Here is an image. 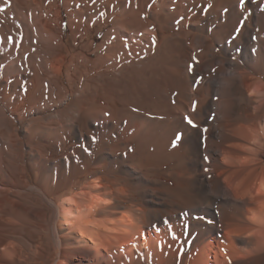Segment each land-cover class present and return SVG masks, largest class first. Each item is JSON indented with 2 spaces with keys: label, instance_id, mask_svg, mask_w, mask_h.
<instances>
[{
  "label": "bare ground",
  "instance_id": "obj_1",
  "mask_svg": "<svg viewBox=\"0 0 264 264\" xmlns=\"http://www.w3.org/2000/svg\"><path fill=\"white\" fill-rule=\"evenodd\" d=\"M27 1L0 0V264H206L195 253L211 246L220 248L213 264H264V0H245L243 12L240 0H33L30 22L16 21L29 43L19 51L2 9ZM61 6L76 14L79 39L109 28L67 57ZM123 74L145 108L111 100L104 84ZM41 82L61 90L60 103L76 92L64 118L49 115L52 126L41 122L48 115L24 122L27 109L43 111ZM166 120L180 147L157 161L129 150ZM36 155L59 171L53 185L67 170L88 176L107 165L124 166L108 183L126 178L106 201L99 182L94 194L66 190L56 208L49 195L59 192L28 178Z\"/></svg>",
  "mask_w": 264,
  "mask_h": 264
},
{
  "label": "rangeland",
  "instance_id": "obj_2",
  "mask_svg": "<svg viewBox=\"0 0 264 264\" xmlns=\"http://www.w3.org/2000/svg\"><path fill=\"white\" fill-rule=\"evenodd\" d=\"M38 2H40V0ZM27 4L28 5L25 4L22 8H17L16 11L15 10L13 11L9 7V5L6 3V4H3L4 7L2 9L5 12L7 11L8 18L9 19L11 18L9 23L12 24V26H13L12 29H13V32L15 33L14 37H11V42H12L11 44L14 45L15 47H17L19 51L23 50V49L25 50L27 47H29V43H27V40L26 39L23 40L24 39V33H22V32H24V30L22 29L23 26H19V22H16L18 19H20L24 23L30 22V16H29L30 7H31V5L32 6L34 5V2H33V0H28ZM57 10H58V18H59V26H60V36H61V40L63 43V48L66 50L67 57H69L70 53H75V52L79 51L83 46L89 44L92 40L97 41L100 38V36L103 34V32H105L109 28V25L107 23H105V24H103V27L101 28L100 33H97V29H98L99 25L98 24L94 25V26H92V28L87 29L84 32L83 36H81L79 39V38L74 36V34L76 32V21H75L76 20V14H74L72 12H68V10L66 8H64V6L58 7ZM94 14H96V13H94ZM82 38H84V39H82ZM19 41H20V44H19ZM18 44H19V46H18ZM68 49L70 52H68ZM41 54H42V52H40V54L37 53V55H38L37 57L39 59H41L43 57ZM10 56L11 55L9 54L6 56V58L9 59L8 62H9V64L12 65L14 63V60H12V58H9ZM32 60L33 59L31 58V63H34L35 61L34 60L32 61ZM24 62H29V59L27 56H26V58H24ZM61 77H62V79H64L65 75L63 74V76L61 75ZM131 78H133L132 74H129L127 76H125L124 74L118 75V77L115 80H112V82L110 84H107V85L104 84V87L109 89V93L111 95V100L113 102L115 101L117 105L119 104V105L125 106V107H126V105H128L134 109L140 110V108H145V106L140 104V103L131 101V100H133V97H132V94L130 93V90L128 89V87L125 83L126 79H131ZM171 80L172 79H167V91H168L169 96H170L168 100L170 102H172L174 95H175V89H173V83ZM84 84H85L84 90L87 91V90H92V88L94 89L92 82L88 81V82H85ZM145 86H147V84L142 83L140 81L135 87H137L138 89L141 90V89H145ZM152 86L153 85H151V87ZM40 87L42 88L43 92L45 93L44 98L40 102H38V103H41L42 106H44L43 111L36 114V113H29V109H27V111L24 114V116L26 118L24 120V122L31 116L42 117V116L48 115V118L41 120V122H44V124H50L47 122H52L51 123V126H52V125H54V121H56L57 118L49 117V115H54L57 112V113L61 114L62 117L64 118L66 116L65 107L67 106L65 104L72 103L71 101H73L76 98V92L69 94L68 97L66 98L65 102L60 103L58 101H60V98L62 96L61 90L57 89L56 91H53V90H51V88H47L45 86L44 82L40 83ZM37 92L41 93L39 90H37L35 94L33 92V99L31 102H35V100L37 99V97H38ZM56 92H57V94H56ZM53 93H55V95H52ZM159 115H160V117L165 116V114H162V115L159 114ZM12 117L15 120L14 125L16 127L20 128L23 125V122H20L17 119L16 115H12ZM84 118L85 117H82L81 115L78 114V117H77L78 121L77 122L81 124L82 121H84ZM37 123L41 124L40 122H37ZM91 124H92V126H98V125H100V121L99 120H93V121H91ZM33 125H36V123H33ZM170 125L171 124L168 120L159 121V128H158V136L157 137H156V135L153 137L145 135L144 137L141 138V141L139 143L133 144L129 150L140 151L143 155L149 156L150 159L157 161V159H159L161 157V155H160L161 151H164V150L170 151V150H173L177 147H180L181 146L180 143H178L176 141L175 137H173V135L170 134L168 131ZM1 126H3V124ZM32 128H34V126H32ZM88 129L92 130V127L90 128V126H89ZM42 153L45 154L46 152L42 151ZM33 158L35 160H32L31 162L29 160H27L26 164H25L26 168L28 169L27 171L29 172L28 178L31 182L34 183V184L32 183L33 187L37 186V187L44 188L48 184L49 185V191L51 193L56 192V191L59 192V195H57V194H54L52 196L49 195V200L52 201L54 199L53 203H55V202L57 203V204L55 203V207H56V205L59 204V202H61L64 199L65 196H68L69 193L65 194L66 190L74 189L75 193H82V192H86V193L89 192L90 193L91 192V194H94V193H96L95 192L96 190L94 188H96V187L100 188V185H98V184H101V183H102V185L108 184L107 186H105L106 189H104V188L101 189V190H103V191H101L102 192L101 194L103 195V198L105 197L104 200L106 201V199L112 198V194H113V192H115L114 189H116V190H117V188L120 189L121 181L125 180L124 177L126 178V175L124 173L123 174L120 173L121 176L122 175L124 176V177H122L123 180H117V183L120 182V184L119 183L118 184L117 183H115V184L108 183V181L112 182V179H111V177L113 176L112 174H114V172L115 173L120 172L121 170L124 169L123 168L124 166L119 164L116 167L111 168V167H109L110 165H107L106 169H104V167H101V169L98 168L94 173H92L91 175H88V176H86V175L83 176L82 174H80V175H76V174L72 175L71 174V176H70V174L68 173L69 171L67 170L66 174H64V176L62 178V181H60V183L57 181V183H55V185H53L52 179L54 178L55 175L58 174L59 171L57 172V169L56 170L53 169V171H52V169L50 170V166L47 167V169L44 168V165H40L37 162L38 161L37 155ZM95 163H96V164H94L95 166L101 165L100 161H95ZM115 168H116V170L114 171L113 169H115ZM151 169H153V167ZM110 173H112L111 176H110ZM104 174L106 175L105 177L108 176L109 178H105L104 180H103V178H100ZM69 176H70V178H72V180L69 178ZM99 178H100V180H99ZM79 179H81V180H79ZM106 179H107V182H106ZM99 182H101V183H99ZM94 185L96 187H93ZM55 197H57V198H55ZM107 202L110 203V201H107ZM53 213H54V215H52L53 218H56L57 214L55 212H53ZM219 249L220 248L216 247V246L205 247V250L202 253L203 257L199 256L200 255L199 251L196 252L197 254L195 253V257L201 258L203 260V262L205 261L206 264H213L215 257H216V252Z\"/></svg>",
  "mask_w": 264,
  "mask_h": 264
},
{
  "label": "snow or ice",
  "instance_id": "obj_3",
  "mask_svg": "<svg viewBox=\"0 0 264 264\" xmlns=\"http://www.w3.org/2000/svg\"><path fill=\"white\" fill-rule=\"evenodd\" d=\"M244 5H245V0H240V3H239V7L241 9V11L243 12L244 10ZM191 71V68L189 69ZM185 119L187 120V123L192 125L193 127H196V124L193 122L192 119L188 118V117H185ZM206 131V130H205ZM95 137H93V141H95ZM180 139V135H177V140ZM175 239V236L173 237Z\"/></svg>",
  "mask_w": 264,
  "mask_h": 264
}]
</instances>
